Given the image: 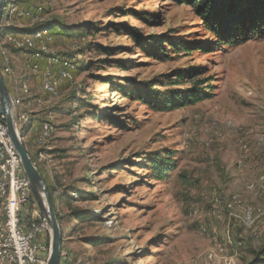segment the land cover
Wrapping results in <instances>:
<instances>
[{
  "label": "rangeland",
  "instance_id": "obj_1",
  "mask_svg": "<svg viewBox=\"0 0 264 264\" xmlns=\"http://www.w3.org/2000/svg\"><path fill=\"white\" fill-rule=\"evenodd\" d=\"M16 4L32 17H13L8 27L4 10L0 40L14 74L4 72V80L16 99V120L29 119L19 134L61 218L60 264L251 262L264 249V38L221 44L191 6L173 0ZM60 23L91 29L86 37L51 33L45 45L15 47V39ZM132 31L203 49L166 45L163 57L158 48L142 50ZM33 51L60 55V63L41 62L40 76L28 68ZM70 64L71 79L47 93L46 81ZM197 71L182 81L177 74ZM130 82L161 93L199 88L212 98L163 112L132 98ZM1 110L4 120L0 99ZM43 124L51 130L43 128L42 137L50 136L39 143ZM167 153L175 168L161 181L150 161ZM28 211L26 224L45 218L33 190ZM79 213L85 220H73Z\"/></svg>",
  "mask_w": 264,
  "mask_h": 264
},
{
  "label": "trees",
  "instance_id": "obj_2",
  "mask_svg": "<svg viewBox=\"0 0 264 264\" xmlns=\"http://www.w3.org/2000/svg\"><path fill=\"white\" fill-rule=\"evenodd\" d=\"M180 5L191 6L199 20L203 23L207 32L211 33L215 39L221 44L226 45H241L253 38H264V0H173ZM11 0H9L8 6ZM17 2V1H16ZM15 2V5L17 6ZM7 6V8H8ZM141 20L146 19L138 15ZM10 22L9 20H7ZM90 25L85 29L73 30L60 23L51 29H48L49 34H71L78 37H86L89 35ZM11 30L5 33L6 37H11ZM131 38L144 51L149 52L158 48V53L163 57L166 55L165 46L168 45L174 50H182V52L190 53L193 50H202L203 47L196 44L183 42L171 35H164L161 39L143 38L136 31L131 32ZM159 46V47H158ZM151 54V53H150ZM0 64L2 58L0 57ZM180 80H184L188 75L192 79L196 78L200 71L191 74L178 72ZM133 87L131 97L142 102L143 105L150 106L159 111L168 112L174 111L185 106H194L203 101L209 100L211 94L207 91H202L199 88H194L193 92L166 90L160 92L157 89L147 86L146 84H138L130 82ZM150 166L155 172V178L165 180L169 172L175 168V161L172 153L157 156L151 159ZM48 187V192L51 200L52 190ZM85 216L81 213L75 215L73 220H85ZM58 220L61 218L58 216ZM247 264H264V249L257 253L253 260Z\"/></svg>",
  "mask_w": 264,
  "mask_h": 264
},
{
  "label": "built area",
  "instance_id": "obj_3",
  "mask_svg": "<svg viewBox=\"0 0 264 264\" xmlns=\"http://www.w3.org/2000/svg\"><path fill=\"white\" fill-rule=\"evenodd\" d=\"M20 10H24L25 17H32L30 10ZM41 37H21V46H28V50L30 47L34 48L38 46ZM13 39L14 37H11L12 45ZM59 56H35L33 51L28 54V63L34 66V72L41 76L44 69H40V63L43 62L46 68L50 58H59ZM0 71L4 77V68L1 64ZM62 79L60 73L58 78L50 81V84H57V88H60ZM1 112L2 110L0 115H2ZM20 121L22 120L15 118L17 132ZM43 128L51 130L50 124H43L36 139L42 140ZM3 146H10V153H3ZM3 165H11L12 171H15V178H18V186H10V182H4ZM31 195L32 185L27 179L19 153L9 135L6 119H0V226L7 235L6 245H0V264H25V257H33L34 264L48 263L50 247L45 242V236L50 230L48 221L44 218L32 220L29 224L25 222L26 216L29 215Z\"/></svg>",
  "mask_w": 264,
  "mask_h": 264
},
{
  "label": "water",
  "instance_id": "obj_4",
  "mask_svg": "<svg viewBox=\"0 0 264 264\" xmlns=\"http://www.w3.org/2000/svg\"><path fill=\"white\" fill-rule=\"evenodd\" d=\"M6 7V0H0V24L3 20V11ZM0 99L2 101L4 111L6 114V125L9 131L11 140L19 153L22 166L24 168L25 174L28 177L32 190L36 195L40 208L48 221L51 228L52 241L51 250L47 264H60L61 253H62V234L60 230V224L50 198L49 192L47 190L46 183L41 176L38 169L35 167L32 159L26 149V146L21 141L15 126V104L13 101V95L8 88L4 77L0 71Z\"/></svg>",
  "mask_w": 264,
  "mask_h": 264
},
{
  "label": "bare ground",
  "instance_id": "obj_5",
  "mask_svg": "<svg viewBox=\"0 0 264 264\" xmlns=\"http://www.w3.org/2000/svg\"><path fill=\"white\" fill-rule=\"evenodd\" d=\"M17 0H11L10 2V5L8 6L7 9L4 8V10H7L6 14H8V20L10 21L13 17H24V11L21 12L19 10V8L15 5V2ZM7 6V5H6ZM16 10V11H15ZM15 11V12H14ZM3 13L5 14V12L3 11ZM4 17V16H3ZM8 21L6 22V26L10 27L8 25ZM1 25V24H0ZM4 33V29L2 28L0 30V37L1 35ZM28 36H23V37H30V38H39L40 36H42L40 39H39V43H41L42 45H45L49 42L52 41V35L47 33V31H35L34 33L32 34H27ZM19 39V38H18ZM15 47L16 48H21V39L17 40L15 39ZM14 44V43H13ZM42 47V46H41ZM44 48V47H43ZM35 56H43L41 53H35ZM50 56V55H49ZM0 57L2 58V66L4 68V72L7 73V75L11 74L12 73V68L10 66V63L7 59V49L5 48V46L1 45V42H0ZM1 60V59H0ZM60 63V59L58 58H50V62H48V64H53V65H58ZM28 68L30 70H33L34 71V67L33 66H30V64H28ZM74 71V65L73 64H70L67 66V68H65L64 70L61 71V76L63 77L62 80L64 79H71V72ZM58 78V77H57ZM50 79L48 81H46L45 85L44 86H48V87H45V90L47 93H55V84H50ZM27 90V89H26ZM13 95V94H12ZM16 100V99H15ZM15 100H14V97H13V101H14V104H15ZM21 111V110H20ZM18 117V116H17ZM15 118H16V104H15ZM19 120H22L20 121L19 123V131H18V135L22 141V138L20 136V131L22 129H26L29 125V119H20ZM25 121V122H24ZM44 135L46 136L45 138L42 137V140L48 138L50 136V133H48V131H46L44 133ZM26 138V137H25ZM24 138V139H25ZM42 140H39L38 142L41 143ZM23 142V141H22ZM3 153H10V146H3ZM2 176L4 178V182H10V186H18V178H15V171H12V167L11 165H3V169H2ZM28 178V177H27ZM29 180V179H28ZM6 242H7V235H6V232L4 230H1V226H0V245H6ZM25 264H34V258L33 257H25Z\"/></svg>",
  "mask_w": 264,
  "mask_h": 264
},
{
  "label": "crops",
  "instance_id": "obj_6",
  "mask_svg": "<svg viewBox=\"0 0 264 264\" xmlns=\"http://www.w3.org/2000/svg\"><path fill=\"white\" fill-rule=\"evenodd\" d=\"M8 25H9V26L12 25V24H11V21L8 23ZM0 42H1V40H0ZM1 45L4 46V43L1 42ZM5 48H6V47H5ZM38 53H39V52H38ZM40 53H41V52H40ZM41 54L43 55L44 53H41ZM46 54L49 56L50 53H46ZM47 65H49V64H47ZM13 75H14V74H13V70H12V73H11L10 77H8V78H12ZM7 76H8V75H7ZM26 89H27V87H26V86H23V90H22V92H23L24 94H29V93H28V89H27V91H25Z\"/></svg>",
  "mask_w": 264,
  "mask_h": 264
}]
</instances>
